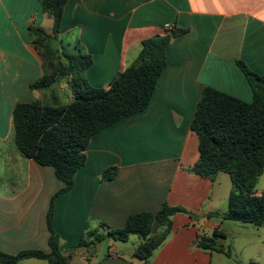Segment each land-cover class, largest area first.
Returning <instances> with one entry per match:
<instances>
[{
	"label": "crops",
	"instance_id": "crops-1",
	"mask_svg": "<svg viewBox=\"0 0 264 264\" xmlns=\"http://www.w3.org/2000/svg\"><path fill=\"white\" fill-rule=\"evenodd\" d=\"M36 27L51 32L41 0H0V250L11 254L50 251L46 215L64 186L52 166L22 155L12 135L15 102L44 95L28 87L43 72ZM173 30L149 104L91 136L72 187L52 202V228L67 264H217L219 252L195 240L220 229L215 218H223L231 189L220 196L218 179L226 172L210 180L189 169L199 154L191 121L206 86L251 100L237 60L264 74V0H67L59 39L65 49L91 55L87 81L107 88L136 60L142 40ZM111 166L116 174L103 178ZM164 202L189 213L172 215L168 235L146 260L134 256L142 239L133 234L73 249L87 231L119 228L129 214L157 211ZM158 232L154 226L152 233ZM16 264L50 263L28 257Z\"/></svg>",
	"mask_w": 264,
	"mask_h": 264
},
{
	"label": "trees",
	"instance_id": "trees-1",
	"mask_svg": "<svg viewBox=\"0 0 264 264\" xmlns=\"http://www.w3.org/2000/svg\"><path fill=\"white\" fill-rule=\"evenodd\" d=\"M67 0H41V10L52 19L51 32L36 27L35 47L43 54V72L29 84L30 90L50 91L51 102L35 98L15 102L11 115L14 143L19 152L41 165H49L64 183L51 198L46 215L50 251L21 250L15 254L0 250L1 264H16L36 257L50 264H67L68 255L59 248V236L52 228V202L71 188L75 173L86 162L85 149L91 136L117 120L144 109L150 102L155 85L166 66L165 47L170 32L156 34L141 42L134 62L118 72L107 88L91 85L85 71L91 55L81 48L67 50L59 39L63 7ZM184 32L179 28L178 33ZM59 43V46H58ZM61 44V45H60ZM251 88V100L206 86L197 103L191 128L198 137V158L190 166L194 173L213 180L219 172L229 174L231 191L223 218L264 225V193L255 194V186L264 171V74L251 71L237 60ZM66 81L72 98L63 101L59 84ZM117 168L104 170L102 177L112 179ZM185 208L166 202L157 211H139L127 216L123 226L105 233L89 230L73 248H88L105 237L127 240L137 234L142 240L134 256L146 260L169 233L172 215ZM159 232L152 233L153 227ZM224 237L214 228L211 235L199 234L195 244L202 249L218 250Z\"/></svg>",
	"mask_w": 264,
	"mask_h": 264
},
{
	"label": "rangeland",
	"instance_id": "rangeland-1",
	"mask_svg": "<svg viewBox=\"0 0 264 264\" xmlns=\"http://www.w3.org/2000/svg\"><path fill=\"white\" fill-rule=\"evenodd\" d=\"M59 86L62 99L72 96L66 81L59 84ZM43 94V99L45 101H52L49 90L45 93L43 92ZM222 174H224V176L226 174V178L221 179L219 177L220 179H218L220 196L231 189V181L228 174ZM255 188L264 193V171L259 176ZM215 219H217L224 237H220L222 243L221 248L214 250L215 252H219L214 262L217 264H264V225L255 226L251 223H243L225 218ZM132 236L136 237L138 235H130V237ZM98 244L99 242L96 243V248L99 247ZM105 246L106 245L103 244L102 249H105ZM80 249L83 250L84 248Z\"/></svg>",
	"mask_w": 264,
	"mask_h": 264
},
{
	"label": "water",
	"instance_id": "water-1",
	"mask_svg": "<svg viewBox=\"0 0 264 264\" xmlns=\"http://www.w3.org/2000/svg\"><path fill=\"white\" fill-rule=\"evenodd\" d=\"M176 32H177L176 30L171 31L170 32L171 36H174L176 34Z\"/></svg>",
	"mask_w": 264,
	"mask_h": 264
}]
</instances>
